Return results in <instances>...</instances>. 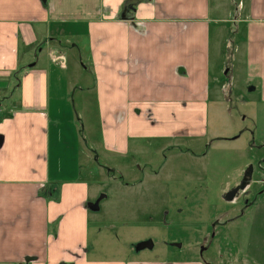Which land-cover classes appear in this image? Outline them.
<instances>
[{
	"label": "crops",
	"instance_id": "obj_1",
	"mask_svg": "<svg viewBox=\"0 0 264 264\" xmlns=\"http://www.w3.org/2000/svg\"><path fill=\"white\" fill-rule=\"evenodd\" d=\"M230 25L264 105V0H0V264H264L257 234H236L238 248L222 242L214 263L205 250L172 260L145 249L123 256L122 246L110 254L91 233L107 196L98 202L91 180L106 169L93 160L117 172L157 141L207 138ZM69 52L89 85L68 67ZM87 94L101 130L93 148L81 138ZM257 200L251 209L263 191Z\"/></svg>",
	"mask_w": 264,
	"mask_h": 264
},
{
	"label": "rangeland",
	"instance_id": "obj_2",
	"mask_svg": "<svg viewBox=\"0 0 264 264\" xmlns=\"http://www.w3.org/2000/svg\"><path fill=\"white\" fill-rule=\"evenodd\" d=\"M232 28L230 25L225 42L236 44V50L224 47L222 65L227 66L214 80L208 134L201 145L157 141L155 149L150 147L130 158L129 166L117 172L103 156L90 163V167L99 164L107 170L91 180L98 196L107 194L92 220L91 232L93 239L101 233L107 241L103 237L94 240L96 247L112 254L122 246V255L127 256L136 253L138 243L151 240L154 247L145 249L150 256L172 260L195 257L205 250L204 258L216 263L222 242L223 250L240 247L236 234L264 236V201L261 208L251 209L264 192L262 89L249 74L242 35ZM67 57L70 70L78 73L81 84L89 85L92 78L82 64L70 52ZM251 86L256 89L249 90ZM94 100L93 94H87L86 128H80L82 142L90 148L101 135ZM82 163L88 165L84 157ZM241 184L245 191L232 202L226 201L225 194ZM260 250H264L263 244L255 251Z\"/></svg>",
	"mask_w": 264,
	"mask_h": 264
},
{
	"label": "water",
	"instance_id": "obj_3",
	"mask_svg": "<svg viewBox=\"0 0 264 264\" xmlns=\"http://www.w3.org/2000/svg\"><path fill=\"white\" fill-rule=\"evenodd\" d=\"M251 89H254V88H251ZM0 145H1V140H0ZM245 189H246L245 184H241V185H239V186H236V187H234L233 189H231L230 191H228V192L225 194L224 199H225L226 201H228V202H232V201L235 199V197H236L237 195H239L241 192L245 191ZM104 197H105V195L102 194V195L100 196L98 202H99L101 199H103ZM98 202H97L96 204H93V205H92V209H93V210H98ZM171 245H173V246H179V247H180L181 244L172 243ZM153 247H154V243H153V241L149 240V241H144V242H140V243H138V244L136 245V247H135V250H137V251H141V250H144V249H152Z\"/></svg>",
	"mask_w": 264,
	"mask_h": 264
},
{
	"label": "built area",
	"instance_id": "obj_4",
	"mask_svg": "<svg viewBox=\"0 0 264 264\" xmlns=\"http://www.w3.org/2000/svg\"><path fill=\"white\" fill-rule=\"evenodd\" d=\"M61 60H62V59H60V61H61ZM61 63H62V65H63V66H65L64 60H63V61H61Z\"/></svg>",
	"mask_w": 264,
	"mask_h": 264
},
{
	"label": "flooded vegetation",
	"instance_id": "obj_5",
	"mask_svg": "<svg viewBox=\"0 0 264 264\" xmlns=\"http://www.w3.org/2000/svg\"><path fill=\"white\" fill-rule=\"evenodd\" d=\"M247 204V203H246Z\"/></svg>",
	"mask_w": 264,
	"mask_h": 264
}]
</instances>
